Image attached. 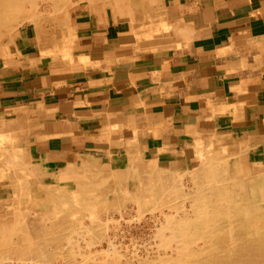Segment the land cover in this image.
I'll use <instances>...</instances> for the list:
<instances>
[{
	"label": "crops",
	"instance_id": "crops-1",
	"mask_svg": "<svg viewBox=\"0 0 264 264\" xmlns=\"http://www.w3.org/2000/svg\"><path fill=\"white\" fill-rule=\"evenodd\" d=\"M166 15L158 50L92 19L76 25L65 61L22 38L0 60V135L59 181L83 162L126 170L130 151L181 169L208 135L262 144L264 0H167Z\"/></svg>",
	"mask_w": 264,
	"mask_h": 264
},
{
	"label": "bare ground",
	"instance_id": "bare-ground-1",
	"mask_svg": "<svg viewBox=\"0 0 264 264\" xmlns=\"http://www.w3.org/2000/svg\"><path fill=\"white\" fill-rule=\"evenodd\" d=\"M40 1L50 0H0V40L8 39L14 42L13 31L16 25L24 21L35 23L34 11ZM83 1V10L89 13L99 12L105 17L102 12L107 7L116 18L124 15L134 16L135 13L143 14L154 5L153 0ZM53 5L57 12H64L63 17L54 18L53 21L59 23L61 39L67 41L70 28L68 21L74 16L76 8L70 0H53ZM37 23L42 24L39 20ZM210 143L218 150L198 166V170L192 175L194 184L187 191L178 181L176 172L156 170L150 167V164L141 168L137 162L144 160L134 151H130V165L123 171H111L103 162H83L80 166L67 170L60 179H73L77 188L70 198L69 194L62 191L60 194L29 197L30 193L38 192L40 186V191L45 193L42 188L45 184L40 182L39 177H47L37 166L26 168L34 177L33 181L22 176L15 177L20 176L17 170L20 165L13 162L12 158L19 153H9L6 161L13 171L8 180L21 192L22 207L32 208L36 215L35 224L29 230L26 227L28 220L21 216L22 213L17 217H10L8 222L0 223V264H15L16 261L11 263L12 256H16L20 261L32 260L40 264H62L61 259L65 260L63 264H77V257L86 255L84 250L76 251L80 247L78 242L81 239L91 243V246L107 239V247L101 249L97 255L98 263L95 260V264H107L100 256L110 253L118 255L119 242L116 244L115 235L108 236L111 228L108 225L118 219L114 220V217L110 216L111 219L106 218V222L91 220L90 225H85L82 219L84 213L97 207L105 208L106 204L109 205L105 210L110 213L128 205H136L145 210L154 202H164L162 206L167 209L169 202L178 198L188 202L189 206L184 202L183 206L174 204L179 207V213L166 216L165 223L156 233L157 236H153L161 241L160 249L157 248L158 252L151 253V256L138 258L137 264H264V161L258 163L255 169L246 161L250 152L264 153V142L250 144L232 137H216ZM75 214H80V217L76 218ZM116 223L117 221L115 225ZM120 233H123L122 230Z\"/></svg>",
	"mask_w": 264,
	"mask_h": 264
},
{
	"label": "rangeland",
	"instance_id": "rangeland-1",
	"mask_svg": "<svg viewBox=\"0 0 264 264\" xmlns=\"http://www.w3.org/2000/svg\"><path fill=\"white\" fill-rule=\"evenodd\" d=\"M70 1L72 4H74V7L76 9H75L74 16L68 21V26H70V28H69L67 41H64L63 39H61L62 38V36H61L62 31H61V28L59 26V23L53 21L54 18L63 17V14H64L63 10H60L59 12H57L54 8L53 0H50L48 2H41L40 1L38 7L34 11V13H36V14H34V16L36 15L35 16V23L31 22V21H24L22 24L16 25L14 28V31H13L14 35H15V37H14L15 41L14 42H12V40H8V39H1L2 41L0 40V60L6 59L7 56H9L10 52L14 53L16 51L18 45H21L22 42H25L23 40L24 39L26 40L27 35L31 38L33 37L34 41L36 42L37 46L39 47V49L41 50V52L43 53L44 56L52 58L53 60L57 59V58H61V57L63 58L64 61L68 60V59H72V57H70V54H68L69 53L68 52L69 46H71L72 41L74 39L72 32L75 29L76 25H79L81 22H83L85 20H90V19L94 20L97 24H99L98 22H101L102 25H109V26L113 25L114 27H117L124 34V38L126 40H129V41L135 43L136 47H138L141 51H143V50L144 51L158 50V48L160 47V44L164 45L165 42L167 41V39H169V37H170V32H171L173 26L167 20L168 19L167 15H166L167 14V0H153V2H154V5L152 6L153 8L151 7L147 12L145 11V13H143V14L142 13H135L136 15H134V16L130 15L131 18L129 16H126V15L116 18L113 15V13L111 12L110 8H107V7H106L107 9L104 8L105 9L104 12L101 11L105 15V17H102L100 15L101 13H99V12L98 13L97 12H95V13L90 12L89 13L86 10H83V7L85 6V3L83 0H70ZM47 9L49 10V12ZM46 12H47V14H46ZM56 13H58V14H56ZM107 18H109V19H107ZM38 20L41 21L42 24L39 25L37 23ZM38 25H39V27H38ZM36 29H38V30H36ZM70 31H72V32H70ZM22 38H24V39L22 40ZM154 41L157 43H153ZM65 45H67V46H65ZM218 135H226V136H230V137H233L236 139L239 138L237 135H232V134H228V133H220ZM216 136H217V134L208 135V136H204L202 138H199L198 141L193 146V149L191 152L193 158L190 159L188 162H186V167H183L181 169H178V167L176 165H173V164H161V163L154 161V160H150V159L145 160L142 157L144 155L143 154L141 155V153L139 155L141 156V159L145 160V161L138 160L137 164L141 168H145L146 164H151L152 166H155L154 168L156 170H159L156 168V167H159L162 169H169V170L176 172V177H177L178 181H180V183L183 184L182 186H183L184 190L187 191L189 189V187H192L194 184V182L192 181V175H194L196 173V171L198 170L197 168H199L198 166H200L202 164L203 160L205 161V159H208L214 153L215 150H218V148H215L214 146H212L211 143L208 144L206 142L207 140L214 138ZM9 153H11V154L19 153V155L17 154L15 158H12L13 162H16L17 164L20 165V167L17 169L20 172V176H15V177H21L22 176L24 179L26 177L27 179H31L33 181L34 177L28 173L29 171L27 170L28 169L27 166L28 167L37 166L44 173L45 172L48 173L51 177L54 176V180L52 178L47 177V178H44L45 181H44L43 177L40 176L39 177L40 182L43 185L45 184L44 187H47V188L42 187L43 190L45 191V193L40 191V189H41V186H40V187H38V189L40 188L39 191L38 192L35 191L34 193L33 192L30 193L28 195L29 197H32V196L35 197V195L38 196L39 194L40 195H42V194L53 195V193L60 194L61 193L60 191H62V193L66 192V194H69L68 197L69 196L71 197V196H73V193L77 190V188H76V185H75L73 179H68L66 181H62V180L59 181L56 178V175H57L56 173L58 172V169H56V167H52V166L46 167L44 165H41V164L35 162L32 159L31 155L28 153V151L25 149V147L23 148V145L16 143L14 138L11 135H6V136L0 135V223L2 224L5 222H8L11 220L10 217H17V215H20L22 213L21 216H23V217L25 216L26 217L25 219H27L28 223L30 224V225L26 224V227L29 230L31 228V226H34V224H35V217L34 216L36 214H35V212H33L32 208L25 206V209H24L23 208L24 206L22 207V203L20 202V198L22 200L21 192L17 189V187L11 185L10 181L8 180L10 173L13 171L12 168H10L7 165V161H6V156ZM202 158H204V159H202ZM246 161L250 167L255 169L258 167V163H261L264 161V153L262 151L250 152L247 154V160ZM152 166H150V167H152ZM185 176L187 179L185 178ZM46 182H48V183H46ZM46 184L47 185L50 184V185L47 186ZM51 186H53V187H51ZM54 188H56V189H54ZM16 190H18V191H16ZM48 190H49V192H48ZM50 191H51V193H50ZM184 201L185 200H182L179 198L176 200H172L169 202L170 206H168L167 209H166V207L162 206V203L164 204V202H162V203H159V202L151 203V205L149 207L153 209V205H154L153 210L155 212H153L152 209H150L149 207L147 209L143 210V209H140L136 205H128V206H125L126 209L124 207H122L124 210L121 207H120L121 209H119L118 211L112 210L111 213H113V214H111L110 211L108 212L105 210V208L107 209L108 205H109V204H106V207L105 208L103 207L104 209L103 208L101 209V207L100 208L97 207L96 209H90L89 211H87L86 213L83 214L82 219H83V222L85 225H90L92 222L91 220L106 222L107 219H111L113 217H114L113 218L114 220L118 219V220H115V222L117 221L116 225L118 223H120L117 226L115 225V222L112 224L110 223V225H108L111 227L110 231L108 232V236L110 235L109 237H113L115 235L114 239L116 238L115 239L116 244L119 242L117 244L118 245V248H117L118 249V255H113L110 253L109 255L100 256V259L101 260L103 259L104 261H106L107 264H121V263L122 264H127V263L137 264L138 258L151 256L150 255L151 253H153V252L157 253L158 252L157 248L160 249L159 245L161 244V241L159 240L158 237H156V239H155V237H153V236H157L156 233L165 223L166 216L177 215L179 213L180 209H178L179 207H177V206L184 204L185 203ZM182 202H184V203H182ZM174 204L177 206H175ZM188 204H189L188 202L185 203L186 206ZM17 205L18 206L20 205V207H18ZM170 207H172V208H170ZM12 208H13V211H12ZM14 212H16V213H14ZM120 212L121 213L123 212L122 214L124 216ZM139 212H140V214H139ZM27 213H29V214H27ZM120 215H121V217L122 216L123 217L121 218ZM6 216H7V218H5ZM110 216H111V218H110ZM75 217L79 218L80 214H75ZM3 218H4V220H3ZM102 218H104V219H102ZM154 218L155 219L157 218V219L155 220ZM120 219H122V220L120 221ZM120 227H122V228H120ZM154 228H155V230H154ZM121 230L123 232L122 234L120 233ZM114 231H115V233H114ZM112 233H114V234H112ZM157 238H158V240H157ZM81 240L78 242L80 247L78 249H76V251L80 252V251L84 250L86 255L78 256L76 263L77 264H82V263L84 264V262H87L88 264H95L96 263L95 260L98 263L97 255L99 254L101 249L107 247L106 246L108 244L107 239L103 240L101 243H96L94 245L92 244V246H91V243H88L84 240L81 241ZM87 240H89V239H87ZM121 244H123V245H121ZM132 244H134V245H132ZM128 246H130V247H128ZM93 247H95V248L93 249ZM122 247H123V249H122ZM96 249H97V251H96ZM98 249H100V250H98ZM140 251H141V253H140ZM136 255L141 256V257H138ZM92 258L94 259V261ZM106 258H109L110 260H108V259L106 260ZM111 258H112V260H111ZM113 258H115V259H113ZM11 259H12L11 263H14V261L17 262V263L15 262V264H30V263L31 264H40V263L33 262L32 260L20 261L19 258H17L16 256H12ZM132 259H134V260H132ZM60 262L63 264V263H65V260L61 259Z\"/></svg>",
	"mask_w": 264,
	"mask_h": 264
}]
</instances>
